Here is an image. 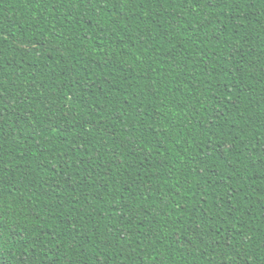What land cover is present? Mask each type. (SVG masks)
<instances>
[{
  "label": "trees",
  "instance_id": "trees-1",
  "mask_svg": "<svg viewBox=\"0 0 264 264\" xmlns=\"http://www.w3.org/2000/svg\"><path fill=\"white\" fill-rule=\"evenodd\" d=\"M0 264H264V0H0Z\"/></svg>",
  "mask_w": 264,
  "mask_h": 264
},
{
  "label": "snow or ice",
  "instance_id": "snow-or-ice-1",
  "mask_svg": "<svg viewBox=\"0 0 264 264\" xmlns=\"http://www.w3.org/2000/svg\"><path fill=\"white\" fill-rule=\"evenodd\" d=\"M4 193L0 191V224H3L6 218L7 209L4 207V200H3ZM0 232H3V228H0ZM2 247V245H0ZM21 264H26V262H21Z\"/></svg>",
  "mask_w": 264,
  "mask_h": 264
}]
</instances>
